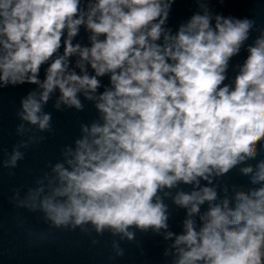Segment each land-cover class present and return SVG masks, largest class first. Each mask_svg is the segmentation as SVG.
I'll use <instances>...</instances> for the list:
<instances>
[{
  "label": "clouds",
  "instance_id": "obj_1",
  "mask_svg": "<svg viewBox=\"0 0 264 264\" xmlns=\"http://www.w3.org/2000/svg\"><path fill=\"white\" fill-rule=\"evenodd\" d=\"M175 3L0 0V89H38L20 99L17 134L31 131L24 122L53 131L43 109L57 91V111H83L82 95L99 114L80 124L63 162H49L23 197L13 189L10 203L42 213L51 229H79L93 245L105 233L129 242L137 230L163 233L172 264H264V28L195 0L199 11L173 32L166 22ZM82 27L88 46L73 42ZM44 139L21 140L0 165L14 175L20 149ZM233 169L250 186L214 183ZM167 199L186 212L181 234L168 230ZM111 246L109 260L124 256L118 241Z\"/></svg>",
  "mask_w": 264,
  "mask_h": 264
},
{
  "label": "water",
  "instance_id": "obj_2",
  "mask_svg": "<svg viewBox=\"0 0 264 264\" xmlns=\"http://www.w3.org/2000/svg\"><path fill=\"white\" fill-rule=\"evenodd\" d=\"M209 6L214 13L238 18L248 17L256 22L257 28H264V0H223L222 3L220 0H209ZM196 11H199V8L195 0H176L166 22L167 26L175 32L178 25ZM88 35L82 27L73 42L88 46L90 43ZM258 35L259 33L253 30L249 40L245 42V47L230 60L228 79L225 83L234 79L236 65H241L246 59L247 45L252 44ZM74 60L75 58L73 63ZM45 68L46 65L41 67V79L44 78ZM89 72L91 73L90 68ZM108 83L109 78L103 77L102 85L107 86ZM32 90H38L37 86L24 84L0 89V161L7 159V154L11 153L13 146L21 140H27L31 135L45 137L38 145L20 149L25 156L18 162V166L11 170L14 175L9 176V169L0 165V264H172L173 256L164 255L172 241L165 240L163 233L157 235L149 231L144 234L137 230L136 238L131 242L105 233L103 236L95 237L99 243L93 245L92 237L81 233L79 229L75 231L51 229L40 218L42 213L17 209L10 203L9 198L13 195V189L21 188L23 197L28 187H35L36 178L43 172L50 171V168L46 167L49 162L52 164L63 162L61 152L65 145L74 147L75 139L81 135L80 124H90L99 116L94 103L84 100L82 95L80 98L84 103L83 111L67 108L57 111L53 106L58 96L57 91L43 109L44 112L52 114L53 131L38 132L35 126L24 122L25 127L31 128V131L25 132L22 136L18 135L16 127L22 123L16 116L20 109V99ZM98 91H103V87ZM201 183L206 184L204 181ZM214 183L221 187L228 185L230 191L233 184L243 185L245 188L250 186L249 178L241 175L238 169H233ZM181 187L184 191L191 190L189 185ZM172 191L174 193L176 190ZM165 203L169 205L170 211L168 230L181 234L185 210L176 207L171 199L165 200ZM204 210L206 205L202 206V211ZM29 230L32 232L31 236ZM113 240L118 241L120 247L124 249V256L109 260L110 255L115 256V250L111 246Z\"/></svg>",
  "mask_w": 264,
  "mask_h": 264
}]
</instances>
